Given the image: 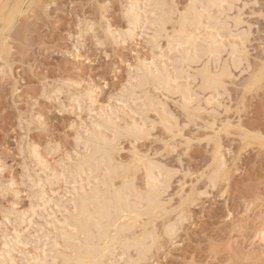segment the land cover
<instances>
[{
	"label": "rangeland",
	"instance_id": "obj_1",
	"mask_svg": "<svg viewBox=\"0 0 264 264\" xmlns=\"http://www.w3.org/2000/svg\"><path fill=\"white\" fill-rule=\"evenodd\" d=\"M168 1L182 12L193 2ZM129 4L0 0V264H31L44 239L51 245L53 223L62 218L57 210L73 202L65 192L74 185L76 160L84 151L81 132L96 115L105 117L122 102H132L122 94L134 67L167 54L166 40L155 48L147 41L152 32L141 26L128 35ZM234 5L230 15L240 11L237 18L244 24L239 31L250 35L251 69L242 74L233 69L235 79L224 90L199 94V103L205 107V97L209 105L196 121L191 119L195 122L184 117L178 96L166 99L168 111L179 120L175 135L151 112L146 122L151 136L135 145L128 139L121 144L120 160L139 154L175 175L168 216L160 215L155 223L160 245L140 264H264V74L254 87L247 84L255 70L264 68V0ZM230 29L236 37L238 31ZM78 95L86 98L81 108L72 101ZM220 163L223 182L213 188L209 176ZM137 178L142 186L144 172ZM179 193L190 198L182 208ZM169 221L177 224L171 237L163 232Z\"/></svg>",
	"mask_w": 264,
	"mask_h": 264
},
{
	"label": "bare ground",
	"instance_id": "obj_2",
	"mask_svg": "<svg viewBox=\"0 0 264 264\" xmlns=\"http://www.w3.org/2000/svg\"><path fill=\"white\" fill-rule=\"evenodd\" d=\"M239 1L193 0L182 12L175 3L173 5L168 0H129L130 4L126 11L130 26L128 35L141 26L145 32H152L151 39L147 38V41L155 48L159 49L161 41L166 40L167 54L159 53L158 60L153 59L147 64L141 62L134 67L132 78L124 89L125 96L122 94L124 100L130 99L132 102L124 101L120 104L122 106L115 110H106L105 117L96 115L92 118L95 121L88 124L89 129L81 132L84 151L82 155L79 154L81 158L75 161L77 164L73 173L76 175L74 185L65 192L66 197L72 198L73 202L69 201L72 204L68 208L65 205L67 209L57 210L62 215L61 220L58 222L55 220L58 225L54 224L53 220L50 222L56 225V228L54 227L56 231L52 229L55 238L53 241L50 240L51 245L48 239H44V250L33 258L31 264H105L106 258L108 261L112 260L110 264H140L160 245L158 243L161 238H157L155 223L160 215H165L164 218L168 216L167 207L171 203V199L170 203L168 202V196L171 195L169 194L173 184L171 181L175 175L164 170V167L158 164L159 162L155 163L157 161L153 159L147 160L144 156L132 153L135 156L130 161H122L118 153L123 149L121 148L123 141L128 139L135 145L150 135L146 122L151 112L157 113L161 120L160 124L167 132L174 134V129L177 131L179 120L168 111L166 99L178 96L181 99L184 117L196 121L198 114L209 105L205 100L208 98L205 97L202 100L206 106L199 103L201 93L216 94L225 89L229 79L230 81L235 79L234 70L240 69L242 74L251 69V61L248 64L247 47L250 35L246 36V30L239 31L244 24L240 17L237 18L240 15L239 8L236 7L239 14L230 15L234 11L233 5ZM150 8L152 10L147 13L146 10ZM230 25L235 32L238 31L236 37L227 32L232 29ZM168 27H171L169 28L171 31ZM118 35L115 39H120L117 38ZM259 69L255 70L250 76L251 79L247 81L250 88L263 79L264 68ZM197 82L198 85H195ZM162 97L165 98V102ZM85 99L78 95L72 101L81 108V101L84 102ZM201 105L204 108H201ZM221 160L218 163L223 161ZM223 169L221 164L209 176L213 188L223 180ZM142 171L144 183L141 181L143 184L140 186L137 177ZM70 175L72 176V173ZM38 177L41 178L39 175ZM31 180L29 181L32 184L36 182ZM42 181L46 183L48 180ZM34 185L38 186L37 183ZM39 185L38 190L41 192V183ZM182 196L180 198L183 203L180 208L190 201L189 196L185 198ZM181 214L178 213V216ZM46 222V227L53 228V225L49 226V221L48 224ZM162 222L167 223L164 219ZM174 224L169 221L165 227L163 226L164 235L170 237L175 235L177 224ZM50 233L52 235V232ZM115 257L116 262L113 261Z\"/></svg>",
	"mask_w": 264,
	"mask_h": 264
}]
</instances>
